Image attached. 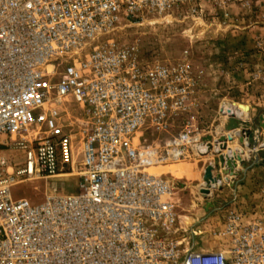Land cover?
Returning <instances> with one entry per match:
<instances>
[{"label": "built area", "instance_id": "2783aa9c", "mask_svg": "<svg viewBox=\"0 0 264 264\" xmlns=\"http://www.w3.org/2000/svg\"><path fill=\"white\" fill-rule=\"evenodd\" d=\"M231 1L0 0V264H264L262 223L230 211L212 232L218 246L201 249L179 225L174 185L150 171L223 155L233 139L191 121L170 134L194 104L187 63L145 62L107 37L123 21ZM63 106L76 112L69 124ZM148 129L169 136L147 141ZM62 176L79 177V191L12 196L17 183Z\"/></svg>", "mask_w": 264, "mask_h": 264}, {"label": "rangeland", "instance_id": "374dc122", "mask_svg": "<svg viewBox=\"0 0 264 264\" xmlns=\"http://www.w3.org/2000/svg\"><path fill=\"white\" fill-rule=\"evenodd\" d=\"M107 37L130 48L145 62L187 63L196 80L194 104L173 118L170 134L177 133L191 121L204 133L215 134L216 131V137L223 138L231 132L229 135L233 139L228 146L241 149L242 158L233 161L238 167L234 173L225 174L229 167L224 165L223 152V155L216 152L197 160L172 162L150 169L166 175L174 185L179 225L194 239L197 247L218 246L220 241L214 239L212 232L222 229L229 209H215L211 203L224 202L227 195L235 190L241 193L244 186L253 188L252 193H255L259 192L254 189L258 185L264 192V0L203 3V12L196 17L184 11L181 15L175 12L168 17L123 21ZM233 103L247 105V114L242 111V115H237L235 111L227 116L225 108ZM67 110L63 106L58 111L69 124L76 112ZM232 121L237 126L228 129ZM243 129H247L244 144L240 137ZM158 136L166 139L169 135H158L151 129L144 135L147 141ZM226 148L227 145L223 149ZM7 154L17 157L21 152ZM257 157H261L259 164ZM210 162L214 176L208 179L213 180L217 175L223 182L212 189L211 197H205L204 183L208 180L205 174ZM79 183L77 176L41 178L17 183L11 191L14 198L39 204L48 192H52L53 186L58 193H77Z\"/></svg>", "mask_w": 264, "mask_h": 264}, {"label": "crops", "instance_id": "0c3cea01", "mask_svg": "<svg viewBox=\"0 0 264 264\" xmlns=\"http://www.w3.org/2000/svg\"><path fill=\"white\" fill-rule=\"evenodd\" d=\"M263 128H264V123H263ZM257 159L256 160L259 164L261 161V157L260 158L257 157ZM205 184L207 183H204V186H206ZM213 187H211V189ZM255 188H257V191L259 192L252 193L253 188L244 186V189L241 190V193L235 190L234 192L231 193V195L226 196L224 202H221L222 200H219L217 202H212L211 204L215 209H218L220 207L221 208L226 207V209H229L228 210L229 212L233 211L240 214L242 218L246 221H255L254 219L257 218V221H259L264 225V192L262 193L260 191V186L258 185L257 186L255 185L254 189ZM219 202L220 205H218ZM214 218H216V216Z\"/></svg>", "mask_w": 264, "mask_h": 264}, {"label": "bare ground", "instance_id": "6f19581e", "mask_svg": "<svg viewBox=\"0 0 264 264\" xmlns=\"http://www.w3.org/2000/svg\"><path fill=\"white\" fill-rule=\"evenodd\" d=\"M227 107L229 109V113H230V111H233V113H235V111H236V113L238 111H240V112L243 111L244 114H247L248 109H249L247 105H243V104H240V103H233V104H231L230 106H227ZM233 132H235V134L238 133L236 130H233ZM217 149H218L217 151H221V153L223 152V154L225 155L224 158H226L228 164L231 165L230 167L228 166L229 168L227 170H225V174H227L229 171H233V173H234L235 170L238 169V167H236V164L233 161H234L235 158L239 159L241 157V154H240L241 153V149L240 148L239 149L238 148L235 149L233 146H230V145L227 146V148L224 149V150L222 148V145H219ZM224 162H225V160H224ZM215 177H217V175ZM215 177H214L213 180L212 179H208L207 182L205 181V183H207V184H205L206 186L204 187V189L208 190V189H211V187H213V186L214 187H218V186L222 185L223 179L221 177H219V176H218L219 178H215ZM202 185H203V183H202Z\"/></svg>", "mask_w": 264, "mask_h": 264}, {"label": "water", "instance_id": "95a60500", "mask_svg": "<svg viewBox=\"0 0 264 264\" xmlns=\"http://www.w3.org/2000/svg\"><path fill=\"white\" fill-rule=\"evenodd\" d=\"M235 126H237V124H236L235 122L232 121V122L230 123L228 129H232V128H234ZM228 166L230 167L231 165L228 164ZM229 172H230V171H229ZM229 172H228V173H229ZM211 177H212V175H211V168L209 167V168L207 169V171H206L205 179L207 180L208 178H211Z\"/></svg>", "mask_w": 264, "mask_h": 264}]
</instances>
